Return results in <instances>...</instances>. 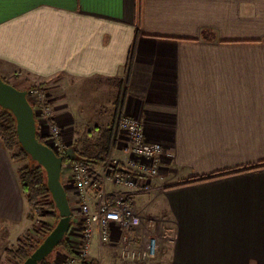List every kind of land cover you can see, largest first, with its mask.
Masks as SVG:
<instances>
[{
    "label": "crops",
    "instance_id": "crops-1",
    "mask_svg": "<svg viewBox=\"0 0 264 264\" xmlns=\"http://www.w3.org/2000/svg\"><path fill=\"white\" fill-rule=\"evenodd\" d=\"M0 76L56 92L75 154L77 130L107 127L117 97L163 146L155 189L132 203L143 197L139 234L163 246L166 218L175 233L146 262L264 264V0H0ZM121 143L117 133L115 155ZM29 212L0 140L2 248L33 226ZM116 253L93 238L98 264L134 261Z\"/></svg>",
    "mask_w": 264,
    "mask_h": 264
},
{
    "label": "built area",
    "instance_id": "built-area-1",
    "mask_svg": "<svg viewBox=\"0 0 264 264\" xmlns=\"http://www.w3.org/2000/svg\"><path fill=\"white\" fill-rule=\"evenodd\" d=\"M26 95L31 98L37 132L55 154L62 156L60 179L64 189H71L75 197L69 203L71 218L64 235L72 249L84 260L93 259L89 257L90 246L97 236L100 246L116 250L124 259L144 262L154 258L159 239L154 233L139 234L140 216L132 199L155 189L152 178L163 166V146L145 137L140 118L123 112L115 123L122 137L120 156L112 148L104 162L91 165L73 153L63 139L48 95L36 87L26 90ZM82 259L64 254L59 264H82Z\"/></svg>",
    "mask_w": 264,
    "mask_h": 264
},
{
    "label": "trees",
    "instance_id": "trees-1",
    "mask_svg": "<svg viewBox=\"0 0 264 264\" xmlns=\"http://www.w3.org/2000/svg\"><path fill=\"white\" fill-rule=\"evenodd\" d=\"M127 68H130V59L128 61ZM3 78V77H2ZM4 79V78H3ZM5 80V79H4ZM116 109L113 115L112 122L105 128L99 130V136L95 142L94 151L88 153L87 150H80L77 152L78 156L82 157L87 163L91 165H97L104 162L105 157L109 155L112 148H114L117 140L116 120L121 114L122 99L119 97L115 100ZM37 139L45 143L43 137L39 135L36 130ZM0 140L3 146L11 152V157L14 160L28 159V163L17 169V176L21 191L23 192L28 207L30 210L35 209L37 206L47 207V216L53 218L54 223L41 226V237L37 240H32L28 235V231L25 235L20 236L16 240L15 249H7V252L15 259L19 260V264L30 254V252L40 243L43 237L53 228L54 224L59 218L58 210L51 197L50 191L46 183V173L44 168L36 161L30 159L28 153L19 144L16 132H15V118L13 114L8 110L0 106ZM28 217L32 218V214H28ZM61 248V251L67 256H74L80 258L77 253L72 249V246L65 238L59 241L56 245ZM54 247V249L56 248ZM53 249V250H54ZM52 250V251H53ZM51 252L43 258L38 264H54L53 259L48 256ZM82 264H98L94 259L84 260Z\"/></svg>",
    "mask_w": 264,
    "mask_h": 264
},
{
    "label": "water",
    "instance_id": "water-1",
    "mask_svg": "<svg viewBox=\"0 0 264 264\" xmlns=\"http://www.w3.org/2000/svg\"><path fill=\"white\" fill-rule=\"evenodd\" d=\"M0 106L8 109L15 118L16 137L31 160L40 164L46 173V183L58 210L59 218L53 228L20 264H38L59 243L70 224L71 210L66 191L60 179L62 156L36 137L34 111L26 89H19L0 76ZM69 155L71 150H67Z\"/></svg>",
    "mask_w": 264,
    "mask_h": 264
},
{
    "label": "rangeland",
    "instance_id": "rangeland-1",
    "mask_svg": "<svg viewBox=\"0 0 264 264\" xmlns=\"http://www.w3.org/2000/svg\"><path fill=\"white\" fill-rule=\"evenodd\" d=\"M4 79H5V81H7L8 83H10L12 85L18 84V81H16L15 78H13V79L12 78H10V79L4 78ZM31 87H36V88L42 89L43 92L46 95H48V98L50 100H51L50 96L53 95L54 93H56L54 90L53 91L48 90V88L45 87L44 83H38V84H35V85H32V86H29V87L26 88V90H28ZM28 100L30 102L31 98L28 97ZM103 106L105 107L104 111L98 112V114H97V115H99V117H97L99 119L98 123H100L101 125L108 124L107 121L109 120V116H110L109 111L107 110V108L110 109L109 105L105 104ZM87 111L91 112L88 109H87ZM86 125H87V128H80V129L77 130L79 135L78 136L75 135V139L73 141V145L75 146V148L78 151H80L79 149H81L80 146L86 148L87 150L92 148V150H90L91 153H92L94 151V146H95L94 144H95V142L98 139L99 130L101 129V127L99 129H96L94 126H91L92 125L91 123H88V122H86ZM61 126H62V129L65 132L66 129L64 128L63 125H61ZM39 135H41V134L39 133ZM42 137H43L44 142L47 141V140H45L46 138L44 136H42ZM9 153L11 154V152H9ZM14 161L16 163L17 169L19 167H21V166H23V165L28 163V159H17V160H14ZM149 193H151V192H149ZM149 193H146V195L149 194ZM146 195H143V196H146ZM142 200H143L142 196L135 198L134 203H135L137 209H140L139 208L140 207V201H142ZM141 205H142V203H141ZM48 210L49 209L47 207L41 206V205L37 206L33 210H30L29 213L32 214V218H31L32 220H31V223H30V227L32 225L33 226L31 228H26L18 237L23 236L28 231H30L28 235L32 238V240H37L38 238H40L41 237V234H40L41 226L54 223L53 218H51V217L46 215L48 213ZM143 211H144V213H146L145 210H143ZM174 233H175L174 224L171 221L167 220V218H166L164 220L163 225L161 226V236L163 235V237H164L163 239H165V244L162 246L161 243H160V246H159L160 250L158 249L156 255L158 253H162V254L163 253H168L167 252V250L169 249L168 244H171V242L173 240V237H174ZM17 238L15 239L13 244L9 245L8 247L2 248V246H0V249H1L0 250V264H19V260L13 258L11 256V254H9L7 252V249H15ZM159 242H160V240H159ZM161 246H162V248H161ZM64 254L65 253H63L61 251V248L59 246H56V248L51 252V254L48 257L53 259L54 264H59L60 262L63 261ZM116 254L118 255L119 253L117 252ZM119 257H120V255H119ZM153 261L154 260L148 261V262H146V261H144V262H138V261L122 262V261H118L117 260V261H114L112 263V261H108V259L105 258L103 264H154L155 261L154 262Z\"/></svg>",
    "mask_w": 264,
    "mask_h": 264
}]
</instances>
